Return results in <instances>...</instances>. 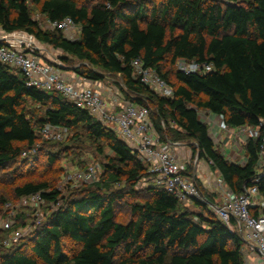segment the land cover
Masks as SVG:
<instances>
[{
  "label": "trees",
  "instance_id": "1",
  "mask_svg": "<svg viewBox=\"0 0 264 264\" xmlns=\"http://www.w3.org/2000/svg\"><path fill=\"white\" fill-rule=\"evenodd\" d=\"M28 2L50 21L70 17L80 27L79 37L71 41L60 30L41 28L31 17ZM0 28L25 31L60 51L55 58L45 51L35 53L79 76L95 81L117 77L114 86L123 100L148 109L161 140L194 142L198 158L215 169L231 191L240 193L256 184L264 198V180H254L258 140L247 141L243 165L229 162L198 115L223 114L231 127L264 120V0H0ZM72 59L87 68L74 67ZM133 59L155 70L173 95L161 97L134 78ZM179 59L212 68L184 73L176 68ZM27 99L45 107L34 122L23 107ZM46 124L73 132V139L82 129L99 153L103 147L109 149L101 182L105 189L99 184L65 200L47 213L29 243H17L1 253L0 264L244 263L239 234L220 222L205 202H193L200 208L196 213L152 184L139 188L144 192L139 196L137 187L148 176L147 166L112 128L57 92L27 86L20 73L0 63V170L38 146ZM115 183L124 186L109 189ZM36 192L46 203L63 201L45 181L13 187L19 198ZM127 196L142 200L129 203L127 222H117L115 205ZM64 239L77 244L72 255L66 254ZM118 248L125 256L115 259Z\"/></svg>",
  "mask_w": 264,
  "mask_h": 264
},
{
  "label": "built area",
  "instance_id": "2",
  "mask_svg": "<svg viewBox=\"0 0 264 264\" xmlns=\"http://www.w3.org/2000/svg\"><path fill=\"white\" fill-rule=\"evenodd\" d=\"M45 28L60 30L71 41L76 40L80 34L79 25L70 17L54 21L46 19ZM47 48L46 44L37 41L30 33L21 30L5 32L0 28V63L7 65L13 72L20 73L27 86L43 92H57L104 125H111L110 128L117 136L136 153L138 160L147 166L148 176L139 186L152 184L164 188L186 207L195 200L205 202L220 222L239 234L248 250L257 255L259 264H264V198L256 184L244 188L240 193H234L217 171L212 173L207 169L208 193L212 195V201L208 202L196 182L199 168H192L189 174L186 173L191 158L180 161L175 153V146L180 144L159 138L146 107L123 100L117 88L106 84L107 82L104 86L99 84L100 87L86 85L84 81L76 82L60 64L49 63L35 53L45 51L48 57L55 58ZM131 65L133 77L141 84L161 97L173 95L172 87L155 70L145 67L140 59H133ZM176 68L184 73L201 74L210 71L212 66L179 59ZM79 77L81 81L87 79ZM200 112L204 113L203 119H200ZM198 115L207 124L213 143L229 162L243 165L246 162L247 141L258 140L254 180H264V120L255 125L231 127L225 122L223 114L199 111ZM66 133L67 130L50 124L41 129V136L45 140H60ZM232 151L236 154L234 157L230 156ZM197 158L196 154L194 163ZM66 179L90 183L96 179V169L89 166L84 171L68 174ZM43 203L45 200L40 192L20 197V205L23 207L40 208ZM60 206V201L51 203L49 212ZM5 211L1 227L10 231V235L3 244L11 247L22 238L23 231L14 229L17 221L12 207L6 204ZM37 211L38 209L33 210L34 219L42 216ZM30 222L27 232L37 227L38 220Z\"/></svg>",
  "mask_w": 264,
  "mask_h": 264
},
{
  "label": "rangeland",
  "instance_id": "3",
  "mask_svg": "<svg viewBox=\"0 0 264 264\" xmlns=\"http://www.w3.org/2000/svg\"><path fill=\"white\" fill-rule=\"evenodd\" d=\"M28 7L31 17L34 20H37L41 28H45L46 18L42 14H40L38 8L35 5H31L29 2ZM47 49L49 50L48 52H51V54H54V56L60 54V51H52L50 47ZM70 61L74 65V67H78L81 70H85L87 68L83 63L76 59H72ZM74 67H69L68 69H72ZM71 72L75 73L73 69L71 70ZM115 81L119 82V79L117 77L111 78L102 81L101 84L107 82L106 84H110L113 87ZM23 107L25 108L28 116L32 119V122H34L36 118L43 115L45 108L42 105L35 103L29 99L23 102ZM203 115L204 113L200 112V119H203ZM107 126L111 127V125ZM78 132L79 137L74 139L73 132L69 131L64 134L60 140L44 141L42 138H39L38 146H36L33 150L26 151V153H23L14 163L0 170V254L8 252L10 249L14 248L5 247L3 244V241L7 240L8 236L10 235V231H6L1 227V222L4 219V215L6 212V204L12 207V210L16 215L17 223L14 229H21L23 231V236L18 241L19 244L27 242L29 243L32 231L27 232L26 229L30 227V221L38 220V226L45 220L47 213L51 208V204L46 202L41 204L40 208L21 206L20 198L15 196L13 193V187L15 185L27 181H45L49 184L50 188H55L60 192L61 198L63 199V201L60 200V204L63 205L65 200L79 196L84 190L95 189L97 185H101L102 179L106 178L104 164L106 163L105 155H111L109 149L103 147V154L99 153L96 144L85 137L84 131L82 129H79ZM170 142H178L180 146L186 147L187 153L190 152L191 159L188 167L189 171L192 168H199L201 173H207V169H210L212 173H216V170L212 169L210 165H207V163L202 159L197 158V162L194 163V158L196 155L194 142L185 139ZM176 146L175 148H177ZM100 147H102L101 144ZM241 153L242 152L240 151V154ZM50 155H53L55 157L54 161L52 162L49 161L48 158ZM234 155L236 154L234 151H232L230 156L234 157ZM89 166H93L96 169V179L93 182L84 183L80 181H67L66 176L68 174L84 171ZM123 186V183H115L113 185H110L109 189H120ZM101 188L102 190L105 189V187L102 185ZM139 188L144 187H141L139 185L137 187V193L139 194V196H143L144 192ZM206 192H208V190H206ZM141 200V198L135 199L129 196L125 197L122 200H119L115 205V221L123 223L127 222L130 217L129 203L138 202ZM188 208L196 213L200 211V208L192 204ZM34 209H38V214H42V216L38 219H34ZM194 220L198 222L199 218L195 217ZM63 247L66 254L68 255H72L78 249L77 244L68 239L63 240ZM243 247L247 248L245 245H243ZM124 256L125 253L122 248H118L116 250L115 259H120Z\"/></svg>",
  "mask_w": 264,
  "mask_h": 264
},
{
  "label": "crops",
  "instance_id": "4",
  "mask_svg": "<svg viewBox=\"0 0 264 264\" xmlns=\"http://www.w3.org/2000/svg\"><path fill=\"white\" fill-rule=\"evenodd\" d=\"M68 73H70L74 77V80L76 82H79V83L84 81V83L86 85H91V86H94V87H100L99 84L102 83L101 80L95 81V80L84 79V80L81 81V78L77 74L71 72V70H68ZM104 85H105V83L102 84V86H104ZM176 147L177 148H175V150H176L175 153L177 155V158L180 161L189 159L190 152L187 153V150H186L185 146H180V145L178 146L177 145ZM197 174H198L197 178L201 182L202 187H204V190H208L209 184H208V179L206 177V176H208L207 173H201L200 170L198 169ZM242 252H243V260H244L243 264H259V259L257 258V255L253 251L248 250L247 248L243 247L242 248Z\"/></svg>",
  "mask_w": 264,
  "mask_h": 264
}]
</instances>
